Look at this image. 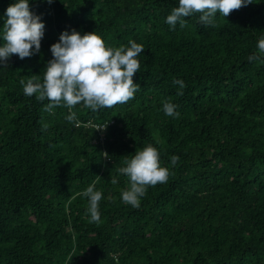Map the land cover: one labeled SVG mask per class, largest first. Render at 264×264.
I'll use <instances>...</instances> for the list:
<instances>
[{
	"label": "trees",
	"instance_id": "1",
	"mask_svg": "<svg viewBox=\"0 0 264 264\" xmlns=\"http://www.w3.org/2000/svg\"><path fill=\"white\" fill-rule=\"evenodd\" d=\"M15 2L0 0V46ZM29 6L45 24L40 52L0 65V264H264V63L248 60L264 36V0L218 12L215 26L195 13L175 30L165 21L179 0ZM73 29L110 47L144 46L134 99L96 112L78 104V123L66 107L45 112L48 101L20 84L42 78L51 45ZM174 80L185 83L182 96ZM164 101L178 105V118L164 114ZM148 144L170 175L133 208L116 170ZM94 182L99 224L80 195Z\"/></svg>",
	"mask_w": 264,
	"mask_h": 264
},
{
	"label": "clouds",
	"instance_id": "2",
	"mask_svg": "<svg viewBox=\"0 0 264 264\" xmlns=\"http://www.w3.org/2000/svg\"><path fill=\"white\" fill-rule=\"evenodd\" d=\"M53 0H47L51 4ZM253 0H179V6L174 7L166 17V23L175 30L186 26V17L200 13L199 21L205 25L215 26V16L219 12L224 18L235 10H239ZM2 27L3 45L0 46V65H5L13 56L21 60L40 52L41 40L44 36L45 24L41 17L30 11L29 0H16L5 10ZM256 54L248 57L249 61L264 63V36L257 42ZM52 59L40 75H31L27 81L20 80L23 92L37 101L48 103L44 111L50 114L56 107H66L70 114L67 121L76 122V112L72 109L83 103L93 112L100 109H111L117 104H125L134 99L140 89L139 84L133 82L134 75L140 70L137 57L144 51L142 44L129 40L127 45L119 47L106 46L104 40L95 32L81 35L75 29L69 33L64 31L59 41L50 47ZM179 85L177 95H183L186 87L183 80H174ZM175 105L169 101L163 102L166 116L178 118L180 113ZM105 126L94 125L96 130H105ZM48 128L42 125V131ZM108 154L104 153V157ZM178 156L171 157V164L175 166ZM124 167L116 171L127 177L128 188L122 190V201L133 208H139L141 198L146 195L149 186H156L168 181L169 169L160 164V154L153 145L137 148L130 159L124 161ZM98 179H101L97 176ZM110 183H118L115 176L110 177ZM80 195L88 199L87 214L90 223L99 224L101 221L98 204L102 199V192L95 190V182L90 184Z\"/></svg>",
	"mask_w": 264,
	"mask_h": 264
},
{
	"label": "built area",
	"instance_id": "3",
	"mask_svg": "<svg viewBox=\"0 0 264 264\" xmlns=\"http://www.w3.org/2000/svg\"><path fill=\"white\" fill-rule=\"evenodd\" d=\"M95 125H97V126H105L104 123H102V124H95Z\"/></svg>",
	"mask_w": 264,
	"mask_h": 264
}]
</instances>
